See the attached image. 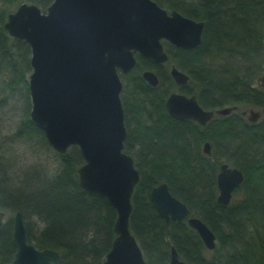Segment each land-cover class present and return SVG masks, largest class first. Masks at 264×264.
<instances>
[{
  "label": "trees",
  "instance_id": "1",
  "mask_svg": "<svg viewBox=\"0 0 264 264\" xmlns=\"http://www.w3.org/2000/svg\"><path fill=\"white\" fill-rule=\"evenodd\" d=\"M21 1L45 9L53 0H0L6 6ZM154 1L203 21L204 28L198 47L182 49L163 40L168 61L157 64L136 53L135 66L127 74L119 73L125 80L120 94L127 130L124 151L140 174L131 196V232L148 264H168L171 247L188 264H264V116L252 123L237 111L239 105H249L264 113L258 80L264 73V0ZM6 17L7 10L1 8L0 59L11 67L16 83L19 62L14 58L26 57L27 70L29 46L8 36L3 28ZM171 64L189 76L186 84L174 83ZM146 69L156 73L158 85L143 79ZM174 90L195 94L204 109H237L215 114L205 125L178 120L165 108ZM29 111L30 105L14 137L36 140L52 153L56 166L47 171L36 163L20 181L12 182L6 176L10 162L0 150V209L10 214L0 228V264H10L15 253L11 215L16 211L22 214L28 242L36 248L58 251L62 264H102L115 237V209L105 197L80 186L77 168L84 160L78 147L70 146L63 154L54 151ZM205 142L210 155L203 151ZM223 162L244 177L226 205L217 201L216 177ZM161 182L187 205L188 217L200 218L214 233L212 250L206 249L187 218L167 223L157 214L149 192ZM28 216L36 218V227L25 220Z\"/></svg>",
  "mask_w": 264,
  "mask_h": 264
},
{
  "label": "water",
  "instance_id": "2",
  "mask_svg": "<svg viewBox=\"0 0 264 264\" xmlns=\"http://www.w3.org/2000/svg\"><path fill=\"white\" fill-rule=\"evenodd\" d=\"M3 28L11 38L24 40L30 48L28 79L29 117L42 130L51 148L63 154L77 146L83 163L77 168L80 186L107 199L115 209V237L102 264H148L131 232V196L139 181L133 157L124 151L127 130L120 94V74L136 64V53L161 64L169 60L163 40L194 49L202 40L203 21L168 11L154 0H53L44 10L33 2H21L8 12ZM170 76L177 86L189 76L174 64ZM142 77L150 85L159 83L153 70ZM264 91V73L258 78ZM167 113L178 120L205 125L215 114L227 115L237 106L204 109L195 94H168ZM255 123L260 112L243 111ZM203 151L210 155L208 142ZM243 173L223 162L216 177L217 201L228 204ZM150 201L167 223L182 221L199 235L208 250L215 247V235L198 217H188L187 205L175 197L166 182L153 186ZM5 213L0 210V228ZM15 253L10 264H62L58 251L38 249L29 243L20 211L12 217ZM168 264H188L170 248Z\"/></svg>",
  "mask_w": 264,
  "mask_h": 264
},
{
  "label": "rangeland",
  "instance_id": "3",
  "mask_svg": "<svg viewBox=\"0 0 264 264\" xmlns=\"http://www.w3.org/2000/svg\"><path fill=\"white\" fill-rule=\"evenodd\" d=\"M21 2L15 3L12 6H6L0 2V9L5 8L7 13L12 12ZM21 55H16L14 58L15 61L19 62V69L15 77L16 83L12 79L14 75L11 67L6 64V60L1 61L0 59V150L4 152V157L10 162L6 170V176L12 182L20 181L23 172L30 167L36 168V163L40 167L47 168V171L54 170L56 166V160L52 153L41 148L36 140H27L25 138L17 139L14 137L16 128L23 118L26 109H29V105L31 106L28 92V79L31 66L28 64V69L26 70L24 68L27 60L26 57ZM27 56L29 62L30 48L28 49ZM122 81L125 84V80ZM248 109L260 112L257 121L264 116L261 108L249 105H239L237 111L240 113L242 111H248ZM31 175L32 173L30 172L28 176ZM0 210L5 213L4 220L10 217L9 212L4 209ZM25 220L32 227H36V218L34 216H28Z\"/></svg>",
  "mask_w": 264,
  "mask_h": 264
},
{
  "label": "flooded vegetation",
  "instance_id": "4",
  "mask_svg": "<svg viewBox=\"0 0 264 264\" xmlns=\"http://www.w3.org/2000/svg\"><path fill=\"white\" fill-rule=\"evenodd\" d=\"M242 112H243V111H242ZM242 112H241V113H242ZM242 115H243V114H242ZM243 116H245V117H246V115H243Z\"/></svg>",
  "mask_w": 264,
  "mask_h": 264
}]
</instances>
